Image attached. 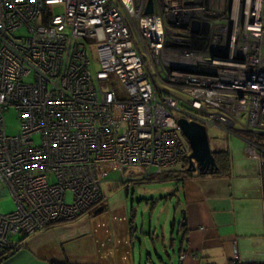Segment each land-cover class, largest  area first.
Returning <instances> with one entry per match:
<instances>
[{
  "label": "built area",
  "instance_id": "1",
  "mask_svg": "<svg viewBox=\"0 0 264 264\" xmlns=\"http://www.w3.org/2000/svg\"><path fill=\"white\" fill-rule=\"evenodd\" d=\"M180 119L237 136L264 167L242 137L264 136V0H0V198L17 206L0 214V261L87 214L112 173H198Z\"/></svg>",
  "mask_w": 264,
  "mask_h": 264
},
{
  "label": "crops",
  "instance_id": "2",
  "mask_svg": "<svg viewBox=\"0 0 264 264\" xmlns=\"http://www.w3.org/2000/svg\"><path fill=\"white\" fill-rule=\"evenodd\" d=\"M223 135L227 140L211 150L230 152L231 176L194 173L193 179L171 183L169 195L182 219L170 230L158 227L149 237L124 202L26 238L2 264H233L235 246L239 264H264L262 167L246 142L231 149L229 139L236 136Z\"/></svg>",
  "mask_w": 264,
  "mask_h": 264
},
{
  "label": "rangeland",
  "instance_id": "3",
  "mask_svg": "<svg viewBox=\"0 0 264 264\" xmlns=\"http://www.w3.org/2000/svg\"><path fill=\"white\" fill-rule=\"evenodd\" d=\"M53 12L56 15H63L65 11L62 6H57L53 7ZM100 71L101 66L97 61V58L92 57L91 73L93 77H95ZM111 81L113 82L116 91L119 93H124V89L114 75L111 76ZM173 115L176 119H179V114L177 112H173ZM4 117L8 135H17L20 130V119L18 112L14 108H11L4 114ZM208 136L212 150L215 146H217V144L227 140L220 131L209 132ZM34 140L36 144H39L41 139L39 136H35ZM234 142L245 144V142L237 136L230 137L229 145H231V149H233L232 145ZM180 170L181 168L177 167L175 170L171 171L181 172ZM141 175L142 171L138 168L128 169L124 171L123 174L126 180L136 182L143 179L141 178ZM120 178V173H112L102 184V192L104 195L102 205H104L106 208L126 202L130 211L132 207L134 211H136V223L138 228H141L142 225H145L149 237H154V229L158 227H166V230L168 231L170 230L172 222L174 223V221H181L182 216L180 213H177L175 208L177 206V201L174 200V197L169 195V193H171L170 191L173 190L174 184L172 185L171 183L150 182L122 185L120 183ZM72 200V194L69 193L67 195V202L71 203ZM16 208L17 206L11 195L0 198L1 215L10 214L14 212ZM163 210H165V213H163ZM150 224L152 225V230L149 229ZM147 234L146 237H148ZM151 253L154 254L153 251H151Z\"/></svg>",
  "mask_w": 264,
  "mask_h": 264
},
{
  "label": "trees",
  "instance_id": "4",
  "mask_svg": "<svg viewBox=\"0 0 264 264\" xmlns=\"http://www.w3.org/2000/svg\"><path fill=\"white\" fill-rule=\"evenodd\" d=\"M242 137L245 138L246 140H249L257 145H259L261 148L264 149V136L263 135H256L252 133H243ZM214 158L216 160V165L218 168L217 173L215 174L216 176L220 177H230L231 172H232V158L231 154L229 151H218L214 152ZM189 161H186L184 165V171L182 172H173V171H168L163 173L162 175L158 176H152V177H147L144 178L140 181H127L124 183H121L122 185H127L131 183H150V182H158V183H183L186 180H190L194 178V173L190 170L189 171ZM197 176H203L199 172L197 173ZM261 177H262V186H263V197H264V167L261 169ZM104 200V199H103ZM102 202H99L96 204L94 207H92L87 214L91 217L99 216L103 214L106 211V207L102 205ZM134 221V215H132L131 218V225H133ZM26 238H24L20 245L24 242ZM12 254H9L5 258H3L0 261V264L3 263L6 259H8ZM237 264H239L237 262Z\"/></svg>",
  "mask_w": 264,
  "mask_h": 264
},
{
  "label": "water",
  "instance_id": "5",
  "mask_svg": "<svg viewBox=\"0 0 264 264\" xmlns=\"http://www.w3.org/2000/svg\"><path fill=\"white\" fill-rule=\"evenodd\" d=\"M152 13L153 4L152 2H149L146 14ZM193 29H196L195 26ZM178 123L192 150L190 160H195L198 164V172L203 176L215 175L218 171V168L214 158V153L211 150L206 128L196 122H188L185 119H180ZM190 170L193 173L197 172V169L192 165L189 167V171ZM183 225H185V223Z\"/></svg>",
  "mask_w": 264,
  "mask_h": 264
}]
</instances>
